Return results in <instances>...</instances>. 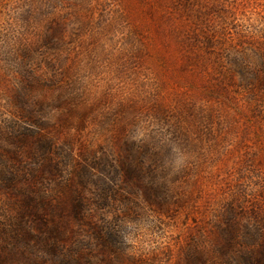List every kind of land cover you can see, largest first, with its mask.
<instances>
[{
  "label": "rangeland",
  "instance_id": "rangeland-1",
  "mask_svg": "<svg viewBox=\"0 0 264 264\" xmlns=\"http://www.w3.org/2000/svg\"><path fill=\"white\" fill-rule=\"evenodd\" d=\"M0 264H264V0H0Z\"/></svg>",
  "mask_w": 264,
  "mask_h": 264
}]
</instances>
